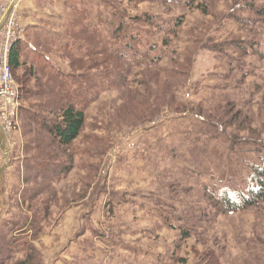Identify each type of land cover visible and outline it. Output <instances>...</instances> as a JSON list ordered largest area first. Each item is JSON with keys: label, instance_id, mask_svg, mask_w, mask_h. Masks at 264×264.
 <instances>
[{"label": "rangeland", "instance_id": "obj_1", "mask_svg": "<svg viewBox=\"0 0 264 264\" xmlns=\"http://www.w3.org/2000/svg\"><path fill=\"white\" fill-rule=\"evenodd\" d=\"M111 1L126 11L125 20L129 22L144 12H167L182 17L177 35H166L171 38L170 55L163 60L166 68H169V60L176 59L180 63L192 49L193 42L212 47L223 43L222 48L237 56V52L232 51L233 41H237L239 35L246 39L238 23L225 18L239 0H195L187 9L156 2ZM63 2L17 0L14 17L21 36L35 43L33 37L37 35L41 42L48 44L44 48L33 43L37 52L26 49V67L44 65V60H38L42 54L39 51L43 50L54 65L65 72L70 70L67 57L55 46L64 35L62 18L66 19L65 23L70 21ZM259 4L260 0H255V5ZM239 12L253 18L250 12L238 10L235 14ZM136 24L146 28L144 24ZM150 37L161 41L162 33L152 30ZM259 39L264 41V35ZM241 60L250 64L246 77L230 71L226 61L214 52L201 49L195 56L189 83L175 82L170 86L175 104L183 102L189 109L178 110L175 104L170 107L150 94L157 113L152 121L137 125L132 124L133 118L127 117L129 120L125 121L120 118L128 114L129 107L142 111L133 104L132 98L126 97H132L137 91L141 99L139 93L143 86L139 80H144L150 72L135 68L128 76L130 83L126 92L116 87L105 88L95 77L99 84L97 99L86 107L81 134L65 150L56 145L48 148L53 155L59 153L57 159L69 164L72 161V165L59 181L49 182L50 188L39 197L48 199L49 211L39 224V232L31 239L33 262L29 264H264V205L198 220L199 214H206L208 201L191 186L200 184L190 162L196 155L192 147L203 149L206 142L207 155L200 159L202 172L215 181H223L228 171L236 174L238 165L235 154H228L225 136L264 140V61L260 62L254 52ZM46 62L50 67L52 62ZM22 72L23 75L16 74V78L20 77L26 87L35 88L38 76H29L28 70ZM97 73L98 69L92 72L94 76ZM150 86L153 92L154 84ZM219 89L236 102L234 112L242 113L235 124H227L234 112L227 115L226 121L223 118L226 134L215 129L208 117L196 115L190 109L195 107L209 117L216 113L224 116L228 112L223 103L218 102L225 99L221 98L223 94ZM165 93L168 97L169 93ZM45 100L18 98V111L23 115L31 111L52 118L53 114L39 107ZM48 138L36 122L20 118L7 142L10 159L0 177L5 200L0 213L3 233L14 221L25 219L26 211L34 206L27 200L29 193L44 185L35 176V162L50 158L38 146L40 141L47 145ZM240 157L243 158V154H239ZM3 160L0 150V164ZM167 206L171 207L167 209ZM23 214L26 216L21 218ZM193 218L197 220L196 228L189 237L182 238L180 229L188 226ZM5 257H0V264H21L19 262L27 258L25 251H14Z\"/></svg>", "mask_w": 264, "mask_h": 264}, {"label": "trees", "instance_id": "obj_2", "mask_svg": "<svg viewBox=\"0 0 264 264\" xmlns=\"http://www.w3.org/2000/svg\"><path fill=\"white\" fill-rule=\"evenodd\" d=\"M127 1L134 4L142 1L156 2L187 9L192 7L195 0ZM242 1L244 2L242 3ZM63 7L67 10V17L70 21L65 23L66 19L62 18L64 21L62 31L64 35L57 41L55 46L67 57L70 69L68 72L54 65L48 53L43 50L39 51L42 54L39 55L38 60H44V65L30 64L29 67H26V53L28 52L26 49L34 52H37V49L33 45L34 42L25 39V35L12 44L8 55V62L18 87V98H21V100L46 98L43 103H39V107L53 114L52 118H48L37 113H31V111H27L25 115L18 111V121L22 118L27 122L29 120L36 122L37 127L42 128L45 134L49 136L47 145H43L40 141L38 146L40 151L47 153L50 157L35 160L37 168L35 176L44 185L35 187L29 193L27 200L29 204L34 203V206L26 211L28 215H25L26 217L24 214L21 215V218L25 217V219L20 221L15 219L16 221L8 228L7 232L0 231V257L6 258L5 256H10L11 252L14 251H25L27 258L26 261L19 262L21 264L33 262L31 239L39 232L41 220L47 216L49 211L46 203L48 199H39V197L47 191V188H50L49 182L59 181L68 173L72 165V161L69 164L64 160L57 159L56 156L59 153L53 155L48 152V148L56 145L65 150V148L71 147L81 134L86 122V107L97 99L99 84L96 78L100 80L105 88L116 87L120 92H126L128 90L127 85L130 83L128 76L135 68L150 72L144 80H139V83L143 86V91L139 93L141 99L138 98L137 91L134 92L132 97H126L132 98L133 104L137 105L142 111H135L129 107L127 110L129 115L125 113L120 118L124 121L133 118L135 121L132 124L137 125L152 121L157 113L154 108V98L150 94H155V98L161 99L162 103L170 104V107L174 106L176 100L173 96H170L173 94L170 86L175 82L180 85L189 83L195 56L201 49L214 52L221 60L226 61L230 71L239 72L242 77L248 75L246 68L250 65L245 60L242 61V58H248L254 52L260 62L264 61V41L259 39L261 34L264 35V0H260L258 6L255 5V0H239L238 4L231 8L229 15L225 17L232 18L234 22L238 23L246 36V39H241L239 35L237 41L232 43L234 44L232 51H236L239 56H235L230 53L231 51L222 48L223 43H216L212 47L206 43L200 45L197 41V43L193 42L192 49L186 53L180 63L176 59L169 60V68H166L163 63V60L168 58L171 52L169 47L171 38L166 37V35H172L173 37L177 35L180 29L179 26L182 24V17L172 16L167 12L164 14L144 12L138 14L129 22L125 20L126 11L120 10L119 5L111 0H64ZM238 10L244 13L250 12L253 18L249 19L241 15L240 12L236 15L235 11ZM103 12H105V16ZM136 23L144 24L146 28H139ZM152 30L162 33L161 41H156L150 37ZM33 39V41H36L34 44H38V46L41 45L44 48L48 46L47 43L43 41L42 43L37 35ZM145 56H148V58L145 59ZM49 60L52 62L50 67L46 62ZM97 69V76H94L92 72ZM20 70H28L29 76L32 74L31 77L38 76L35 81V88L26 87L20 77L16 78V74L22 72ZM37 71L39 72L38 75ZM26 79L27 77L24 76L23 80ZM159 80L163 82L161 83ZM151 83L154 84L152 87L154 88L153 92L151 91ZM158 85L161 86L157 90ZM122 88H124L123 91ZM33 89L34 91H31ZM166 91L169 93L168 97L165 96ZM219 91L223 94L221 98L225 99L223 102L221 100H218V102L223 103L222 106L228 112L224 116H220L215 112L216 115L209 117V115H204L203 112L196 111L195 107L190 109L195 111L196 115L204 118L208 117L207 120L215 129L226 134V125L223 118L226 121L229 114L234 112L236 102L230 99L229 94L225 93L224 90L219 89ZM28 93L32 94L28 96ZM175 106L178 110L189 109L183 102H179ZM238 113V111H235L228 119L227 124H235L237 116L242 114ZM208 131L209 129L205 133ZM225 137L228 140L226 144L228 154H235L238 158V165L236 166V174L232 175L228 171L223 181H215L202 172L200 159L207 155L205 146L208 145L206 142L203 143V149L192 147V152L196 155L190 162L194 165L197 177L200 178V181L198 180L200 184L191 186L203 194L208 201L206 214L203 212L199 214L198 220L207 219V216L214 214H234L264 205V140L251 136L239 139L229 135ZM198 138V135H196V139ZM239 154H243V158H239ZM26 161L29 162L31 159H26ZM242 167L247 168V170H242ZM187 185L189 186V183ZM191 186H189L190 189H192ZM170 207L167 206V209ZM196 225L197 220L194 219L188 226L181 228V237H189ZM19 231H22L21 234L18 233ZM30 249L31 251L27 252Z\"/></svg>", "mask_w": 264, "mask_h": 264}, {"label": "built area", "instance_id": "obj_3", "mask_svg": "<svg viewBox=\"0 0 264 264\" xmlns=\"http://www.w3.org/2000/svg\"><path fill=\"white\" fill-rule=\"evenodd\" d=\"M16 7L17 0H3L0 5V18H3L9 10L7 18L0 27V127L8 142L18 126L19 93L8 62L12 44L21 37L15 23Z\"/></svg>", "mask_w": 264, "mask_h": 264}, {"label": "water", "instance_id": "obj_4", "mask_svg": "<svg viewBox=\"0 0 264 264\" xmlns=\"http://www.w3.org/2000/svg\"><path fill=\"white\" fill-rule=\"evenodd\" d=\"M8 14H9V10L3 16V18H2V20L0 22V27L2 26L3 22L7 18ZM7 142H8L7 138H6L3 130L0 127V150L3 153V155H4V160L0 164V177L2 176L3 171L6 168L8 162H9V159H10V152L7 149ZM4 201L5 200H4V197H3L2 189H0V213H1V209H2V206L4 204Z\"/></svg>", "mask_w": 264, "mask_h": 264}, {"label": "crops", "instance_id": "obj_5", "mask_svg": "<svg viewBox=\"0 0 264 264\" xmlns=\"http://www.w3.org/2000/svg\"><path fill=\"white\" fill-rule=\"evenodd\" d=\"M52 1V0H51ZM55 0H53V2H54Z\"/></svg>", "mask_w": 264, "mask_h": 264}]
</instances>
